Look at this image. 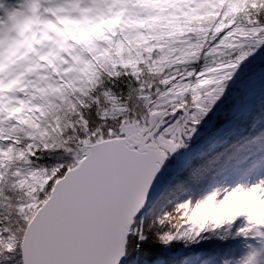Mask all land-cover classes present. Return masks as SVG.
<instances>
[{
	"label": "snow or ice",
	"instance_id": "6c2138e0",
	"mask_svg": "<svg viewBox=\"0 0 264 264\" xmlns=\"http://www.w3.org/2000/svg\"><path fill=\"white\" fill-rule=\"evenodd\" d=\"M0 22V264H264V0Z\"/></svg>",
	"mask_w": 264,
	"mask_h": 264
}]
</instances>
